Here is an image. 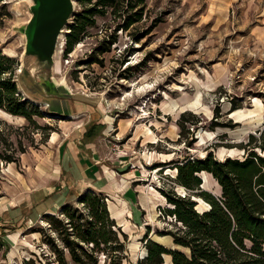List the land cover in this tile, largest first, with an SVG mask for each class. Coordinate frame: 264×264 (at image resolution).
<instances>
[{
  "label": "rangeland",
  "instance_id": "374dc122",
  "mask_svg": "<svg viewBox=\"0 0 264 264\" xmlns=\"http://www.w3.org/2000/svg\"><path fill=\"white\" fill-rule=\"evenodd\" d=\"M29 1L5 0L12 16L0 27V51L20 61L19 88ZM89 6L75 0L74 15ZM119 23L122 18L97 15L95 25L67 54L69 25L65 28L57 65L47 74L51 89L45 96L32 93L45 113L34 117L38 128L0 110V153L17 151L20 156L17 163L0 161V227L6 229L0 232V264H22L29 258L36 264H58L41 233L32 232L46 228V220L20 230L12 219H4L7 209L38 183L36 172L57 164L59 141L77 130L92 127V135L102 133L105 159L136 179L144 209L138 204L139 215L124 219L128 227L122 229L129 237L130 262L137 264L147 254L146 226L157 242L172 246L171 236L158 233L172 228L161 215L167 202L159 188L186 193L173 182L176 164L210 151L219 160L243 157L240 145L264 127V0H148L141 22L128 30L118 29ZM112 36L116 43L99 55L103 64L88 60ZM83 99L100 114L98 122L76 117L84 112L75 107ZM68 101L77 111L62 109ZM68 113L72 116L64 117ZM18 140L26 147L22 154ZM200 176L204 188L221 194L212 176ZM110 201L124 206L118 198ZM163 264H172L170 256Z\"/></svg>",
  "mask_w": 264,
  "mask_h": 264
},
{
  "label": "trees",
  "instance_id": "16d2710c",
  "mask_svg": "<svg viewBox=\"0 0 264 264\" xmlns=\"http://www.w3.org/2000/svg\"><path fill=\"white\" fill-rule=\"evenodd\" d=\"M79 1L90 6L72 18L65 36V54L84 39L97 15L122 18L117 28L128 30L143 20L148 0ZM11 16L5 0H0V27ZM116 41V37H109L88 60L103 64L99 55L109 52ZM19 66V60L0 51V110L24 117L38 128L34 117H45V113L37 102L22 94L17 82ZM237 108L233 105V110ZM18 143L22 154L26 147L21 140ZM240 147L243 157L219 160L210 151L202 158H187L176 164L173 182L182 186L180 190L184 187L186 193L183 196L159 188L167 202L161 215L169 218L172 228L158 233L171 236L182 249H170L154 241L150 226H146L143 239L147 254L137 264H163L165 256H170L172 264H264V127L251 133ZM16 154L0 153V161L17 163L20 156ZM203 172L220 185L221 195L201 187ZM193 195L198 196L199 204ZM202 204L208 207L202 210ZM42 220H46L47 227L32 232L41 233L42 242L58 264H131L128 234L112 217L104 193L86 191L75 203L63 205L57 214H45ZM22 264L36 263L29 258Z\"/></svg>",
  "mask_w": 264,
  "mask_h": 264
},
{
  "label": "crops",
  "instance_id": "0c3cea01",
  "mask_svg": "<svg viewBox=\"0 0 264 264\" xmlns=\"http://www.w3.org/2000/svg\"><path fill=\"white\" fill-rule=\"evenodd\" d=\"M52 92L55 97V88ZM32 101L41 102L40 99ZM74 105L68 101L62 109L77 111L73 108ZM75 107L84 110L83 114L80 113L76 117L85 116L83 120L91 121L92 124L98 122L100 114L84 99ZM71 116L68 113L64 117ZM91 129L92 127L87 132L77 130L71 138L59 141L55 147L58 150L57 164L48 165L41 173L36 172L35 180L38 183L18 204L7 209L5 221L12 219L20 230L32 228L45 214H57L63 205L75 203L81 194L89 190L104 193L108 197L110 213L119 226L126 229L128 226H124L122 221L135 220L141 210L137 207L138 204L144 209L139 192L133 185L136 179H133L130 172L123 173L124 170L105 159L104 137L102 133L92 135ZM57 135L58 133L52 135L51 142H55ZM110 198L120 199L124 206H117L118 204L110 201ZM5 230L0 227V232Z\"/></svg>",
  "mask_w": 264,
  "mask_h": 264
},
{
  "label": "water",
  "instance_id": "95a60500",
  "mask_svg": "<svg viewBox=\"0 0 264 264\" xmlns=\"http://www.w3.org/2000/svg\"><path fill=\"white\" fill-rule=\"evenodd\" d=\"M29 2L30 17L24 25L26 39L24 59L19 70L21 74L20 88L27 99L39 100L34 98L32 93L45 96L52 87L47 74L56 63L55 55L58 43L74 15L75 0H30ZM201 187L204 188V186ZM192 199L198 202L195 197ZM150 238L153 239L152 236ZM173 244L171 247L161 245L170 249H182L181 245L174 242Z\"/></svg>",
  "mask_w": 264,
  "mask_h": 264
},
{
  "label": "bare ground",
  "instance_id": "6f19581e",
  "mask_svg": "<svg viewBox=\"0 0 264 264\" xmlns=\"http://www.w3.org/2000/svg\"><path fill=\"white\" fill-rule=\"evenodd\" d=\"M57 53V52H56ZM58 55H59V53H58ZM58 55H57V57H58ZM55 65H57V63H55ZM55 72H56V68H55ZM54 73V72H53ZM62 82V81H61ZM199 95V94H198ZM182 108V107H181ZM184 109V108H183ZM234 113V112H233ZM201 175H204L205 177H206V173L205 172H203V173H201ZM204 177V178H205ZM202 186H204V184L202 185ZM213 192H214V190H213ZM214 193H216V194H219L218 192H214ZM221 193V192H220ZM152 236V238L155 240V237H158L157 235H155V234H152L151 235ZM174 244H173V242H172V246H173Z\"/></svg>",
  "mask_w": 264,
  "mask_h": 264
},
{
  "label": "built area",
  "instance_id": "2783aa9c",
  "mask_svg": "<svg viewBox=\"0 0 264 264\" xmlns=\"http://www.w3.org/2000/svg\"><path fill=\"white\" fill-rule=\"evenodd\" d=\"M59 44H60V40H59V43H58V45H59ZM181 195H183V196H184L185 194H181Z\"/></svg>",
  "mask_w": 264,
  "mask_h": 264
}]
</instances>
